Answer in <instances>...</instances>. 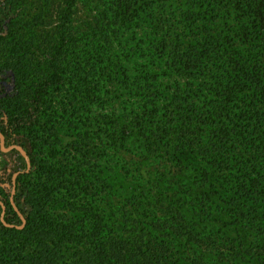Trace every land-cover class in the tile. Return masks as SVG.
<instances>
[{
  "label": "rangeland",
  "instance_id": "1",
  "mask_svg": "<svg viewBox=\"0 0 264 264\" xmlns=\"http://www.w3.org/2000/svg\"><path fill=\"white\" fill-rule=\"evenodd\" d=\"M116 1H77L74 41L58 59L63 82L45 96L39 125L10 143L2 134L0 202L16 209L0 221L21 229L17 218H25L17 193L6 189L19 152L8 148L18 146L51 172L49 188L63 183L44 212L83 240L64 245L62 261L100 264L89 235L93 218H102L104 246L114 235L158 264H264V83L260 95L237 79L239 68L250 80L264 76L251 20L225 4L165 0L122 24ZM63 3L4 7L0 65L24 58L29 82L39 81ZM208 34L220 49L203 48ZM7 76L0 98L13 90Z\"/></svg>",
  "mask_w": 264,
  "mask_h": 264
},
{
  "label": "trees",
  "instance_id": "2",
  "mask_svg": "<svg viewBox=\"0 0 264 264\" xmlns=\"http://www.w3.org/2000/svg\"><path fill=\"white\" fill-rule=\"evenodd\" d=\"M14 0H0V19L5 18L2 14V9L5 7H12ZM78 0H64L62 10L58 16V25L56 27L55 44L50 53V59L42 74V78L37 82H29V73L22 63L24 58H19L18 62H5L0 65V82L1 75H8L7 82L12 86L13 90L0 98V117H6L5 123L0 122V132L6 137L7 143L13 141L16 136L20 135L22 130L30 131L35 126L39 125V117L45 111H42L44 106V98L49 90L57 88L63 82L61 68L58 65V59L69 45L73 43V38L69 32V26L72 22V15L74 7ZM165 0H129L122 4L123 0H118L117 8L114 11L115 18H120V21L126 23L128 19L136 18L141 11V14L149 10V8L157 3ZM201 7L208 4L227 5L233 7L236 11L246 14L251 20L255 40L258 43V48L264 55V0H195ZM133 9V12H129ZM212 36L208 34L204 49L217 50L220 47L217 44L211 43ZM207 50V51H209ZM178 57L179 54H177ZM182 64L183 60L179 58ZM187 65L193 64V56H187ZM186 64L183 67V72L190 75L193 69L188 68ZM15 77V85L13 86L12 79ZM237 79L240 82H252L255 85V93L263 95L261 88H263L264 76H254L250 80L249 74L244 68H239L237 72ZM12 82V83H11ZM256 95V94H255ZM233 89L226 91V99L230 102L234 99ZM31 101V103H27ZM28 104V105H27ZM30 109V110H29ZM29 156V155H28ZM29 170H33L36 175V184L29 181L30 173L27 170L26 159L20 155L19 152H14V169L17 173L15 182L10 189L17 193L14 198L19 197L20 203L24 204L25 218L22 221L18 219L21 229H17L18 225L14 222H9L4 225L0 221V264H7L6 257L10 259L14 257L13 263L21 264H69L68 261H62V247L66 244H71L77 241H82L83 238L77 235L74 227H70L67 222L61 218H51L44 212L45 201L51 197L62 183L58 186L49 188L51 172H47L45 167L40 163L39 159H34L29 156ZM35 169V170H34ZM48 174L47 176H45ZM59 179L63 177L59 176ZM73 190L76 191L80 187L81 182L77 180L72 183ZM4 190L3 188H1ZM45 191V192H44ZM11 195V192H9ZM19 194V195H18ZM16 201V200H15ZM240 201V200H238ZM16 203V202H15ZM18 205V203H17ZM6 210L4 218L8 216L9 212H14V208L10 200L6 201ZM2 211L0 205V213ZM22 213V212H21ZM24 214V213H23ZM94 234L89 235L92 240V246L95 247V252L100 264H158L153 260L152 256L146 255L142 250H126L127 244L125 242L119 244L114 239L113 235L110 237L111 247L104 246L100 234L103 229L102 218H93ZM12 227H11V226ZM32 248V249H31ZM71 264H80V261H71Z\"/></svg>",
  "mask_w": 264,
  "mask_h": 264
},
{
  "label": "water",
  "instance_id": "3",
  "mask_svg": "<svg viewBox=\"0 0 264 264\" xmlns=\"http://www.w3.org/2000/svg\"><path fill=\"white\" fill-rule=\"evenodd\" d=\"M0 139H1V145L3 146L4 144H5V140H4V138H3V135H2V133L0 132ZM8 150H17V151H19L20 153H21V155L26 159V162H27V170H29V161H28V158H27V154L24 152V150L21 148V147H18V146H11L10 148H8ZM17 176V173L14 175V180H15V177ZM13 180V184H14V181ZM13 204V203H12ZM0 205H1V208H2V211H1V220H2V222H4V220H3V218H4V212H5V206H4V204L3 203H1L0 202ZM14 206V205H13ZM14 209H16L15 208V206H14ZM20 218L22 219V221H24L23 220V218H22V216L20 215ZM11 226V225H10ZM12 227V226H11ZM18 228V227H17Z\"/></svg>",
  "mask_w": 264,
  "mask_h": 264
},
{
  "label": "flooded vegetation",
  "instance_id": "4",
  "mask_svg": "<svg viewBox=\"0 0 264 264\" xmlns=\"http://www.w3.org/2000/svg\"><path fill=\"white\" fill-rule=\"evenodd\" d=\"M14 191V190H13Z\"/></svg>",
  "mask_w": 264,
  "mask_h": 264
}]
</instances>
